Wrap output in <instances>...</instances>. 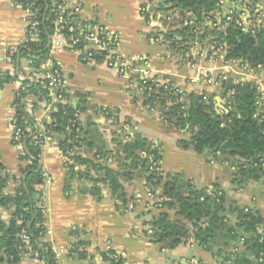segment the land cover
Wrapping results in <instances>:
<instances>
[{"label":"crops","instance_id":"crops-1","mask_svg":"<svg viewBox=\"0 0 264 264\" xmlns=\"http://www.w3.org/2000/svg\"><path fill=\"white\" fill-rule=\"evenodd\" d=\"M74 1L81 5V17L85 23L101 25L118 33L120 52L124 56L145 57L149 78L160 86L169 85L177 90V98L184 104L211 103L216 113L223 116L225 95L220 81L227 78L234 83L255 84L264 98V67L252 66L243 60H225L224 51H216V45L209 36L202 40L189 38L186 48L180 43V38L175 49H171L168 43H151L149 39L154 33L167 34L184 26L179 12L164 11L159 7V2L165 0ZM144 5L150 8L149 24L140 13ZM219 5L222 13L244 10L235 0H221ZM255 5L261 18L258 24H261L264 22V0H257ZM170 13L173 17L168 22ZM24 16L16 0H0V162L4 172L16 178L20 177V169L25 163L19 160L18 149L11 143L10 118L13 96L20 88V81L14 79L1 84V78L3 73H10L7 48L23 44ZM212 28L211 22L207 21L202 25V33ZM51 58L62 72L69 103L77 108L81 126L95 132L94 146L81 144L75 149L77 155L94 162L95 152L101 147L114 159L110 166L101 165L121 173L123 166L115 156L120 153L118 141L125 142V135L130 138L139 135L149 146L158 147L161 157L158 173L163 182L177 176L180 194L190 186L206 194L215 187L224 195L226 224L236 217L233 208L256 211L264 218V177L248 179L239 185L234 182L232 168L222 158L210 160L207 153L198 155L191 147L182 148L178 141L186 136L185 132L169 124L162 114L154 112L160 103L153 107L145 104L140 86L132 78L119 76L103 65L81 64L78 54L70 50L53 51ZM25 65H20L21 74H25ZM206 75L211 77V82ZM10 77L14 78L11 74ZM27 99L26 110L31 111V101L36 97L31 95ZM41 106L39 104V109L32 114L39 129L50 122V115ZM162 107L168 112L170 105L165 103ZM106 110L111 113L109 117L103 114ZM60 138L54 134L53 141L41 150L39 163L46 179L36 187L45 198L46 231L43 241L51 246L56 264H107L102 253L110 250L121 255L126 264H225L223 258L233 246L226 235L219 247L214 242L208 249L190 240L174 249L150 241L146 235L149 230L147 224L160 213H167L172 221H179L187 227L190 225L176 215L174 209L166 206L156 208L146 199L142 174H136L131 181L121 182L126 194L125 203L113 198L110 189L102 185L99 200L83 194L80 188L90 186L76 180L70 184L71 191L66 193L67 168L57 145ZM74 170L89 172L93 176L90 167L75 165ZM17 188L18 182L11 180L3 194L12 196ZM158 191L161 194V187ZM0 218L8 223L9 212L1 209ZM258 229L263 231L264 225ZM79 241L86 245H78ZM78 252L85 255L81 258ZM20 264L40 263L25 256Z\"/></svg>","mask_w":264,"mask_h":264},{"label":"trees","instance_id":"trees-1","mask_svg":"<svg viewBox=\"0 0 264 264\" xmlns=\"http://www.w3.org/2000/svg\"><path fill=\"white\" fill-rule=\"evenodd\" d=\"M38 8V28L40 31V44L32 43L22 49L21 56L31 54L33 63L38 66L47 57L46 45L50 36L51 16L49 9L54 0H33ZM221 0H165L159 2V7L164 10H175L180 13L181 21L187 20L189 24L180 29L170 30L164 35L171 49H175L179 43L185 48L189 38L202 40L210 37V41L216 45V49L223 48L225 60H243L254 66L264 67V22L258 24L260 16L253 14L255 4L250 2L247 7L254 17V27L243 30L233 22L225 25L222 19L218 24L212 17L215 10L220 9ZM17 3L25 6L24 1ZM165 6H168L167 8ZM189 13V16L186 15ZM234 18L238 13L234 12ZM148 20L149 12L145 13ZM212 21L213 28L202 33V25ZM198 31L197 33L195 31ZM16 79L9 73H3L1 84L9 83ZM157 84V83H156ZM225 95V103L230 110L220 116L216 113L214 105L209 103L189 105L177 98L178 92L169 85L155 86V82L148 81L144 86L139 85L145 104L153 107L155 104L168 103L169 111L163 115L169 124L179 131L185 132L178 144L187 149L191 147L198 155H202L208 149L207 158L218 160L222 158L233 168L234 182L241 185L245 180H258L264 177V98L259 94L255 84L238 82L234 83L227 78L220 81ZM20 101L29 96L36 97L31 101V111L19 106L17 111V126L22 131L21 147L23 153L19 160L25 165L20 169V177L16 178L4 172L0 162V210H7L10 215L8 223L0 218V264H20L22 259L29 255L40 264H56L55 255L51 246L42 239L46 230L44 215L41 212V191L36 187L45 181L44 171L39 163L41 150L34 146L38 137L39 128L34 117L35 110L39 109V102L46 98L44 83L35 78L33 83L21 82L19 89ZM77 108L70 103L57 105V110L50 115V122L46 129L61 138L57 145L64 155L74 152L69 156L72 165L66 166L67 175L65 192L71 191V183L76 180L80 183L87 182L89 188L81 187L80 192L88 194L96 199L101 198V185L110 189L113 198L126 202L125 189L121 182L131 181L136 174H142L145 187L153 193L161 187V196L166 198L162 206L174 209L176 215L183 218L184 223L172 221L167 213H160L147 225L146 235L153 244H161L167 249H174L182 242L192 240L199 247L208 249L214 243V232L219 229L227 232L226 236L233 243L231 252L223 258L225 264H264V230L259 227L264 225V218L258 212L252 210H240L233 208L236 217L230 224L225 223L224 195L215 187L210 194L200 192L193 186L188 187L184 194L179 193V178L169 177L163 182V177L154 170H150L153 162H160V150L158 147L148 145L139 135H135L127 142H119L120 153L116 154L118 163L123 166L121 173L107 166L97 164L84 159L75 153V149L81 144L93 147L95 132L84 129L74 117ZM74 124L71 133L65 129ZM91 126V124L89 125ZM95 155L108 156V151L100 150ZM94 155V156H95ZM152 156L150 159L149 157ZM75 165L90 167L93 176L89 172L74 170ZM11 180L18 182V188L14 195H4L3 189ZM190 228V229H189ZM28 237L25 242L20 235ZM240 239L243 241L240 242ZM85 246L84 241L77 243ZM29 250H28V249ZM84 252H78L83 257ZM102 259L107 264H126L121 255L115 251L102 253Z\"/></svg>","mask_w":264,"mask_h":264},{"label":"built area","instance_id":"built-area-1","mask_svg":"<svg viewBox=\"0 0 264 264\" xmlns=\"http://www.w3.org/2000/svg\"><path fill=\"white\" fill-rule=\"evenodd\" d=\"M18 1L25 2V6H22L21 4L19 5L25 14L23 18V22L25 25V36L23 44L21 46H12L7 48L6 50V60L10 66L9 74L15 77L16 81H20V88L21 82L28 81L29 83H33L35 78H39L44 83L46 98L39 104L42 105V109L49 115L57 110V105H68L70 102L66 94L62 72L56 62L51 58V52L53 51H74L78 54L81 64L103 65L106 68L115 71L119 76H126L130 79L132 78V80L136 81L139 85L141 84L142 86H144L148 81L155 82L154 80H151L149 78V73L146 70L148 67V60L145 57L124 56L120 52L119 34L101 25H89L85 23L81 17L82 7L74 0H54L51 8L49 9L51 22L49 27L50 36L46 45L47 57L42 63H40L38 66H35V64L33 63L34 57L30 53L27 54L24 57L26 61V65L24 67L25 74H21L20 59L22 58V49H25L27 45L32 43L36 44V46H39L40 44V31L38 28V18L40 17V13L38 8H36L35 2L33 0ZM235 2L238 3L244 10L238 13L237 18H234V12L230 11L227 13H222L220 9L215 10L211 15L217 22L216 24L224 19L225 25L233 22L237 27L243 30L253 29L254 17L250 14L251 11L247 7V4L250 2L256 4L257 0H235ZM149 10V5L142 6L140 8L142 17L145 18V13L149 12ZM172 11L174 10H171V12ZM253 14H258V16H260L256 5ZM186 15L189 16V13H186ZM172 17V14L168 16L167 21L171 22ZM147 22V24L150 23L148 20ZM209 22H211L212 26H216L213 25L212 21ZM188 24L189 22L187 20L183 21L184 26H187ZM225 25L220 26L218 24V27L224 28ZM195 32L198 31L196 30ZM164 35V33L156 32L150 37L149 41L151 43L160 45L167 44ZM216 51L222 52L223 48L219 47L218 49H216ZM201 56L202 54L200 53L199 57ZM206 77L208 82H211V77H209L208 75H206ZM155 86L157 87L159 85L155 82ZM19 89L13 96L10 128L11 143L15 148L18 149L19 155H21L23 153V149L20 142L23 137L21 129L17 126V111L19 110V106H23L25 109H27L29 100L27 98L21 99V104L19 105ZM229 110L230 106L225 103V113H227ZM103 114L106 117H109L111 115V113L107 110L104 111ZM74 117L77 119V121H79L78 112L75 113ZM71 124L72 125L67 126L65 129L69 133H71V128H73L74 126L73 123ZM39 133L40 134L35 139L34 146H38L39 149L42 150L47 143L53 141L54 133L49 132L46 128L39 129ZM129 140L130 136L125 135L124 141L127 142ZM60 153L62 154L65 166L73 164L69 156L73 155L74 152H70L69 156L64 155L61 151ZM151 157L152 156H150L149 159ZM94 162L97 164H106L107 166H110L114 162V159L111 156L95 155ZM159 163V161L153 162L150 170H154L158 173ZM44 176L46 179L45 173ZM42 196L43 197L40 202V208L41 212L44 215L46 206L44 195L42 194ZM145 197L147 200L151 201L152 205L156 208L162 207V202L166 200V198L161 196L158 190L153 193L148 188H145ZM20 239L25 242L28 241V237L24 234L20 235ZM190 241L192 242L191 239ZM242 241L243 240L240 239V242ZM28 256L29 255H26V257Z\"/></svg>","mask_w":264,"mask_h":264},{"label":"water","instance_id":"water-1","mask_svg":"<svg viewBox=\"0 0 264 264\" xmlns=\"http://www.w3.org/2000/svg\"><path fill=\"white\" fill-rule=\"evenodd\" d=\"M252 66H254V65H252ZM154 112L155 113H160L162 115H164L166 113L165 109L162 106H160V105H158V106H156L154 108ZM208 152H209V150L205 149L204 155H206V153H208ZM226 234H227V232L225 230H221V229H219L218 231L214 232V235H215L214 242H215L217 247L220 246V241H222V237L225 236Z\"/></svg>","mask_w":264,"mask_h":264},{"label":"rangeland","instance_id":"rangeland-1","mask_svg":"<svg viewBox=\"0 0 264 264\" xmlns=\"http://www.w3.org/2000/svg\"><path fill=\"white\" fill-rule=\"evenodd\" d=\"M20 63H21V64H20L21 67H23V66L25 65L26 61H25V58H24V57L21 58Z\"/></svg>","mask_w":264,"mask_h":264}]
</instances>
